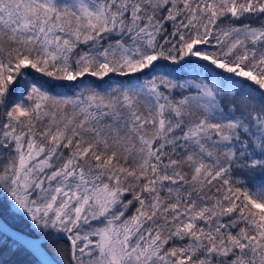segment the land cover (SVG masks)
<instances>
[{
	"label": "snow or ice",
	"instance_id": "snow-or-ice-1",
	"mask_svg": "<svg viewBox=\"0 0 264 264\" xmlns=\"http://www.w3.org/2000/svg\"><path fill=\"white\" fill-rule=\"evenodd\" d=\"M9 242L25 264H264V0H0Z\"/></svg>",
	"mask_w": 264,
	"mask_h": 264
},
{
	"label": "trees",
	"instance_id": "trees-1",
	"mask_svg": "<svg viewBox=\"0 0 264 264\" xmlns=\"http://www.w3.org/2000/svg\"><path fill=\"white\" fill-rule=\"evenodd\" d=\"M4 218L14 227H21L20 222L6 211ZM27 259L28 257L23 252H14L10 247V242L0 247V264H25Z\"/></svg>",
	"mask_w": 264,
	"mask_h": 264
}]
</instances>
